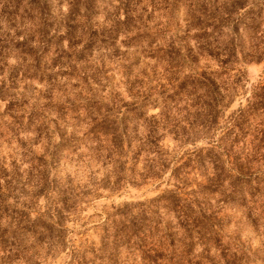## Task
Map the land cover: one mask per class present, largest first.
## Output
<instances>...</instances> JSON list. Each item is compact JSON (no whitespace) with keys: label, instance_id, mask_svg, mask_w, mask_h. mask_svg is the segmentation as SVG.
<instances>
[{"label":"rangeland","instance_id":"rangeland-1","mask_svg":"<svg viewBox=\"0 0 264 264\" xmlns=\"http://www.w3.org/2000/svg\"><path fill=\"white\" fill-rule=\"evenodd\" d=\"M247 1L203 31L212 19L199 10H226L228 0H0V264H217L218 248L237 264H264V109L236 144L240 198L205 193L212 230L202 241L151 199L174 190L168 174L182 153L209 142L195 129L193 146L159 132L157 163L142 145L164 111L186 128L190 102L180 93L176 103L174 87L187 74L223 73L224 48L240 77L222 84L229 100L206 123L210 136L222 137L264 86V0ZM251 2L258 10L246 13ZM197 46L211 56L189 69L182 54ZM215 164L176 174L188 191L234 173ZM39 215L57 229L25 230Z\"/></svg>","mask_w":264,"mask_h":264},{"label":"trees","instance_id":"trees-1","mask_svg":"<svg viewBox=\"0 0 264 264\" xmlns=\"http://www.w3.org/2000/svg\"><path fill=\"white\" fill-rule=\"evenodd\" d=\"M247 2V0H228L229 5L227 4L228 6H226V10L225 8H222L221 10L212 9L213 7L201 8L199 10V13L202 15L201 17H210L212 20L210 22H206L198 29L203 31L206 29L215 30L216 25L220 20L218 19L219 16L229 18L232 12L243 10L247 7ZM250 4L252 5V8H250L246 13L253 11V9H257L256 7H258V5L254 4V2H251ZM257 12H261V10ZM243 31L248 34L253 33L251 32V27L249 26H247L246 29H243ZM204 54L205 57L211 56L210 50L207 47L197 46L196 50L192 53L190 51L186 52L185 50L182 57L185 61H187L190 69L191 66H194L195 64L194 57H203ZM233 54V48H224L222 50V56L224 58L221 61H217V65H219L218 67L222 69L223 73L218 74L214 72L211 75L205 74L204 72H201L200 74L193 73L192 75L187 74L183 76V78L174 87L173 91L175 92L173 96L175 97L174 99H176V103H178V98L182 95L180 93H184L183 95L186 103L190 102L189 108L192 112H190L188 116L191 121L188 122L187 118L182 117V122L184 121L186 128H180L178 123L173 122V120L169 118L168 113L164 111L159 114L157 119L154 118L155 120L147 126V134L145 135V141L142 144L143 150L152 156V161L155 160L157 163V146L158 139L160 138V135L157 133L159 132H165L166 134L171 135L173 140L180 144L189 142V144L193 146L192 142L197 139L194 133L195 129L198 131V135L201 140L204 139L209 142V147H193L190 151L182 153V156H180L176 161L178 165L176 167L174 166V169L170 170V173L168 174V178L174 181V190L165 191L161 195L151 199V202L158 203V205H161L163 208H168L170 210L173 209V212L176 211V218L178 219L180 226H182V229H185L184 232H187L188 234L190 230L194 231L198 240L201 241L202 238L208 234V231L212 230L208 225L211 217L207 214L203 206L206 198L205 193L215 192V190L221 188L223 189V202L228 203L232 202L234 199L240 198L238 195V192L241 190V188L239 189V187H241L239 184V175L243 172L244 160H242L239 156V149H236V144L246 134L244 125L246 124L248 118L253 116L256 111L264 109V86H257L252 89L251 96L246 100L245 106L243 108H239L237 112L229 118L228 124L224 127L222 137L214 138L208 134V129L212 126V124H214L219 112L225 107L224 102L229 100L227 99V96L221 94L222 91L229 93V90L227 88L224 89L222 84L230 78L236 76L240 77L239 74L231 75L230 71L232 70H230L227 65ZM189 69L188 71L190 72L191 70ZM193 102L194 104H191ZM206 123L211 126L207 127ZM219 151L221 153L220 155L218 154ZM218 155L222 159L221 162H219L220 158ZM188 163H193L198 168H201L204 164H206L214 168L213 171H215V163H225L228 164L230 171H233L234 173L225 176V178H220L217 174L206 176L203 178L202 182H196L193 188L187 191L184 182L179 178L176 172ZM161 166H163V164H161ZM246 178H248V176ZM224 190L227 194H225ZM58 214L59 212L56 211L57 220ZM41 217L42 216L40 215L38 217L35 216L32 219L27 217L28 223L24 229L33 228V230H29V232L35 235L37 234L36 227L38 229H42L38 235L44 233L49 234L53 230L57 229L53 223L51 224L49 222H45ZM57 220L55 224L57 223ZM209 236L212 235L210 234ZM209 239L211 238H205L204 243L206 244ZM220 251L221 250L218 248L219 257L217 258V264L238 263L236 258H225L224 255L219 253ZM68 264H75V262L71 261Z\"/></svg>","mask_w":264,"mask_h":264}]
</instances>
